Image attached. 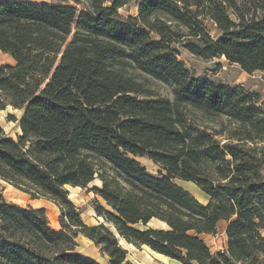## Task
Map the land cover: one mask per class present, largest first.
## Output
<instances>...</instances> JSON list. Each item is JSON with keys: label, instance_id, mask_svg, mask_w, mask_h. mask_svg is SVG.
Masks as SVG:
<instances>
[{"label": "trees", "instance_id": "trees-1", "mask_svg": "<svg viewBox=\"0 0 264 264\" xmlns=\"http://www.w3.org/2000/svg\"><path fill=\"white\" fill-rule=\"evenodd\" d=\"M132 1L0 0V51L15 60L0 65V110L24 109L17 138L0 124V178L53 200L62 216L52 228L45 208L8 201L0 189V264H101L77 249L79 233L109 264H129L120 238L181 264H264L260 96L196 77L176 47L264 72V0H139L137 15L123 16ZM196 112L228 118V140ZM175 178L195 183L208 203ZM95 179L103 222L87 224L66 185ZM222 220L228 246L213 253L204 235Z\"/></svg>", "mask_w": 264, "mask_h": 264}, {"label": "rangeland", "instance_id": "rangeland-1", "mask_svg": "<svg viewBox=\"0 0 264 264\" xmlns=\"http://www.w3.org/2000/svg\"><path fill=\"white\" fill-rule=\"evenodd\" d=\"M38 2H50L51 0H31ZM139 0H133L126 6L120 9L123 16L133 15L135 16L138 11ZM259 16H264V11L259 10L257 12ZM205 27L210 31L211 35L214 37H219L221 32L217 24L207 18L204 20ZM179 53L180 59L185 63L186 67L191 70V72L199 78H208L216 82H223L232 86H243L245 89L253 91L260 96V105L264 109V72L255 71L249 73L243 70L238 64L231 63L224 56L213 57V58H202L194 55L188 51L182 44L176 45ZM14 58L0 51V65L3 64H14ZM146 83L153 89L158 95L174 98L171 87L165 83L148 78ZM24 109L14 107L12 104H8L5 109L0 110V124L2 125L4 131L8 136L17 138L18 135L22 134L20 128V119L23 115ZM200 122L204 126L210 129L225 131L219 134L217 137L222 141H227V137L230 135L229 130L235 127L229 122L228 118L225 116L217 117L216 119H207L202 116L200 112L195 114ZM258 147L262 149L264 156V141L258 143ZM139 161L149 170L151 173L159 175L161 172L165 173L161 167L154 163L151 159L139 158ZM264 174V169H263ZM1 179V178H0ZM4 180V179H2ZM175 182L182 185L184 188L188 189L195 197H197L201 202L207 204L209 197L193 182L184 181L179 178L174 179ZM3 187L0 189L3 191L4 197L8 201L17 202L20 205L28 206L37 205L44 206L46 214L49 218L50 225L52 228L61 229V209L59 205L48 197L41 194H30L15 185L4 180ZM94 185L101 186V181L95 179L87 187L80 186H66L69 192V198L73 204L77 207L80 212L81 219L87 224H97L103 222L102 217L98 216L95 208L96 199L101 198L97 196L91 187ZM103 202V201H102ZM104 203V202H103ZM159 222L153 220L151 223L155 226H162ZM165 225V223L161 222ZM228 222L222 220L218 225L217 233L204 235V238L208 245L210 246L213 253L218 251H224L228 246V238L226 234V227ZM78 243L77 249L85 255H88L94 259H97L101 264H109L107 255L104 254L95 243L88 237L79 233L76 237ZM121 243L126 247L131 249L130 256L132 257L131 264H181L177 260L169 259L163 256H159L152 252L149 247H132L131 244L127 243L124 239L120 238ZM161 257V258H160ZM130 264V262H128Z\"/></svg>", "mask_w": 264, "mask_h": 264}, {"label": "crops", "instance_id": "crops-1", "mask_svg": "<svg viewBox=\"0 0 264 264\" xmlns=\"http://www.w3.org/2000/svg\"><path fill=\"white\" fill-rule=\"evenodd\" d=\"M137 13H138V11H137ZM137 13H136V15H137ZM0 181L1 182H5L4 180H2V179H0ZM0 186L1 187H3V183H0ZM32 206H34L33 204H32ZM39 207H42V208H45L44 206H40V205H37V208H39ZM162 226L164 225V224H162L161 222H159ZM207 235V234H206ZM132 245V247H134V248H136V246L135 245H133V244H131ZM142 247H146L145 245H143ZM128 249V256H127V262H130V264H131V262H132V257L130 256V253L132 252L131 251V249H129V248H127ZM148 249H150V248H148ZM151 250V249H150ZM152 252H154L153 250H151ZM105 254V253H104ZM107 255V254H106ZM159 255H162L163 257H167V258H169V259H172V258H170V257H168V256H165V255H163V254H160L159 253ZM107 258H108V256H107ZM174 260V259H173ZM108 261H109V258H108Z\"/></svg>", "mask_w": 264, "mask_h": 264}, {"label": "water", "instance_id": "water-1", "mask_svg": "<svg viewBox=\"0 0 264 264\" xmlns=\"http://www.w3.org/2000/svg\"><path fill=\"white\" fill-rule=\"evenodd\" d=\"M67 186V185H66ZM103 219V218H102ZM165 223V222H164ZM148 225L149 226H154L155 227V225H153L152 223H151V221L148 223ZM165 225H166V223H165Z\"/></svg>", "mask_w": 264, "mask_h": 264}, {"label": "bare ground", "instance_id": "bare-ground-1", "mask_svg": "<svg viewBox=\"0 0 264 264\" xmlns=\"http://www.w3.org/2000/svg\"><path fill=\"white\" fill-rule=\"evenodd\" d=\"M189 183H191V182H189ZM67 186H70V185H67ZM198 187V186H197ZM154 253H156L157 255H159V253H157V252H155L154 251ZM159 256H162V255H159ZM161 258V257H160ZM167 258V257H166Z\"/></svg>", "mask_w": 264, "mask_h": 264}]
</instances>
